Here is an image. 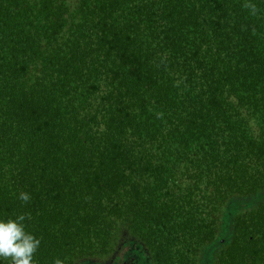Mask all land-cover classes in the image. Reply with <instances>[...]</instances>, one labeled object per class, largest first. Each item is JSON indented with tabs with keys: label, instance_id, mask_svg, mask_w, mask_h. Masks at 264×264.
<instances>
[{
	"label": "trees",
	"instance_id": "1",
	"mask_svg": "<svg viewBox=\"0 0 264 264\" xmlns=\"http://www.w3.org/2000/svg\"><path fill=\"white\" fill-rule=\"evenodd\" d=\"M245 2L0 0V219L31 214L37 264H264Z\"/></svg>",
	"mask_w": 264,
	"mask_h": 264
},
{
	"label": "clouds",
	"instance_id": "2",
	"mask_svg": "<svg viewBox=\"0 0 264 264\" xmlns=\"http://www.w3.org/2000/svg\"><path fill=\"white\" fill-rule=\"evenodd\" d=\"M243 7L250 15H260V10L252 0H246ZM243 30V27H242ZM255 29H253V33ZM23 204L31 201L30 193L21 191L17 197ZM30 213H20L14 218L0 219V262L2 264H37L36 253L40 248L41 239L29 232L26 220H31ZM53 264H63L56 259Z\"/></svg>",
	"mask_w": 264,
	"mask_h": 264
},
{
	"label": "rangeland",
	"instance_id": "3",
	"mask_svg": "<svg viewBox=\"0 0 264 264\" xmlns=\"http://www.w3.org/2000/svg\"><path fill=\"white\" fill-rule=\"evenodd\" d=\"M134 257H132V255L130 256V260H132Z\"/></svg>",
	"mask_w": 264,
	"mask_h": 264
}]
</instances>
